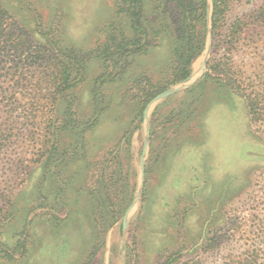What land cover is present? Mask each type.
<instances>
[{
	"label": "rangeland",
	"instance_id": "rangeland-1",
	"mask_svg": "<svg viewBox=\"0 0 264 264\" xmlns=\"http://www.w3.org/2000/svg\"><path fill=\"white\" fill-rule=\"evenodd\" d=\"M0 3L12 26L31 41L54 52L72 50L85 61L73 87L78 136L64 132L59 139L62 146L72 143L75 148L70 169L62 173L71 176L74 189L66 194L63 189L70 186L44 176L41 163L34 162L35 157L27 152L32 149L21 135L15 141L17 150L0 154V240L10 245L0 251L8 254L0 255V264H86L94 235L89 227L93 221L90 211L97 204L96 189L103 190L104 184H110L107 197L115 208L122 207V213L100 232L103 248L90 258V264H164L176 253L180 262L198 256L204 264H224L229 255L253 246L264 207V125L260 129L252 126L241 99L223 89L219 94L215 80H203L212 53L210 43L201 69L207 53L206 20L203 49L191 64V79L152 104L145 121L147 104L161 92L145 105L139 119H133L132 100L114 108L116 101L107 106L108 99L101 100L99 95L111 94L113 99L124 95L125 85L115 88L104 83L111 69H105L103 60L92 51L108 40L113 28L132 36L134 26L119 12L118 0ZM263 3L231 0L226 23ZM146 38L151 44V36ZM149 48L131 57L132 65L147 68L154 81V71L170 62L169 41L163 39L158 47ZM146 130L149 137L142 156ZM127 131L129 136H124ZM87 160L91 161L89 171L84 169ZM103 160L116 171L113 181L97 171L95 162ZM105 219L114 220L109 213ZM64 222L72 225L52 228ZM240 222L250 226L246 231L251 236L233 230ZM17 241L20 247L11 248Z\"/></svg>",
	"mask_w": 264,
	"mask_h": 264
},
{
	"label": "trees",
	"instance_id": "trees-1",
	"mask_svg": "<svg viewBox=\"0 0 264 264\" xmlns=\"http://www.w3.org/2000/svg\"><path fill=\"white\" fill-rule=\"evenodd\" d=\"M118 2L119 12L134 26L132 36L127 37L121 31L117 33V29L113 28L108 40L92 51L95 57L103 60L105 69H111L110 74H106L104 83L116 85L115 88L125 85L124 95L114 99L111 94L104 95L101 92L99 95L101 100L108 99L107 106L116 101L114 108L132 100L131 106L135 108L133 119H139L145 105L156 94L188 78L191 64L204 45L207 0ZM230 2L231 0H212V53L206 63L203 80H215L219 94L223 89L241 99L247 107L250 124L260 129L264 125V3L236 16L228 24L225 13L229 10ZM12 25L14 24L10 22L8 11L0 3V154L17 150L15 141L21 135L23 141L28 142L27 147L32 149L27 152L35 157L34 162L41 163L44 176L56 177L62 185L70 186L71 176L62 173L70 169L75 148L72 143L62 146L59 139L64 132L70 136H78L73 87L85 61L72 50L66 53L60 50L54 52L44 44L33 42L30 36ZM146 36H151V44ZM163 39L169 41L170 62L167 61L166 65L155 70L157 73L163 70V74L155 76L154 71L152 81V74L148 69L132 65L134 58L131 57L148 52L150 46L158 47ZM237 54L241 56L235 60ZM63 102L64 106L60 104ZM129 133L127 131L124 136H129ZM95 163L103 178L107 175L110 181L116 178V171L111 169L108 160ZM90 165L91 161L87 160L85 171L91 169ZM79 174L83 175V171ZM88 175L89 173L86 177ZM109 185L106 187L104 184L103 190L96 189L97 204L91 207L93 221L89 226L94 235L86 264H90V258L103 248L100 232L104 233L122 213V207L118 205L119 208H115V204L107 197ZM73 189L74 187L63 189V192L68 194ZM98 205L106 210H100ZM96 211L99 213L98 219L94 217ZM107 213L114 219L112 222L106 221ZM106 222L108 225H104ZM65 223L72 225L64 222L53 225L52 228L64 229ZM78 224L83 223L80 221ZM234 225L233 230H240V233L251 236L252 232L246 231L250 228L248 224L240 222ZM257 225L260 233H253L256 235L252 238V241L255 240L253 246L248 245L239 254L229 255L224 264H264V207L262 219ZM85 229L87 228H82ZM209 241L213 244L214 240ZM15 245L20 247V242L14 243L11 248ZM21 245L25 246V243ZM8 247L10 245L6 241L0 240V251H7ZM3 253L4 255H0L8 256L7 252ZM164 264L204 263L198 256L180 262L176 253Z\"/></svg>",
	"mask_w": 264,
	"mask_h": 264
},
{
	"label": "water",
	"instance_id": "water-1",
	"mask_svg": "<svg viewBox=\"0 0 264 264\" xmlns=\"http://www.w3.org/2000/svg\"><path fill=\"white\" fill-rule=\"evenodd\" d=\"M211 12H212V0H207V4H206V46H207V53L204 57V59L202 60V63L200 65V68H204L205 63L207 61V58L209 56V50H210V43H211ZM192 74H190V76H188V78L185 81H181L178 82L174 85H172L171 87H169L168 89H166L165 91L161 92L160 94H158L157 96H155L146 106L144 112H143V118L145 121H147V114H148V110L150 108V106L154 103H156L159 100H162L163 98L171 95L172 93H174L176 90L185 87L187 85V82L189 81V79H191ZM148 137H149V131L146 130V139L144 141V147H143V152H142V156L146 150L147 147V142H148ZM143 158V157H142ZM142 158L140 160V164L142 166L143 161ZM122 242L125 241V231H126V216L123 218L122 220Z\"/></svg>",
	"mask_w": 264,
	"mask_h": 264
}]
</instances>
